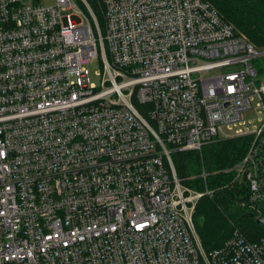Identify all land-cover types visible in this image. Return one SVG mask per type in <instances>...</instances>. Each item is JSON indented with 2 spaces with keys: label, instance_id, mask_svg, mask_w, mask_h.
Returning <instances> with one entry per match:
<instances>
[{
  "label": "built area",
  "instance_id": "2783aa9c",
  "mask_svg": "<svg viewBox=\"0 0 264 264\" xmlns=\"http://www.w3.org/2000/svg\"><path fill=\"white\" fill-rule=\"evenodd\" d=\"M260 55L206 0H0V264H264L203 248L173 164L263 136Z\"/></svg>",
  "mask_w": 264,
  "mask_h": 264
},
{
  "label": "trees",
  "instance_id": "16d2710c",
  "mask_svg": "<svg viewBox=\"0 0 264 264\" xmlns=\"http://www.w3.org/2000/svg\"><path fill=\"white\" fill-rule=\"evenodd\" d=\"M206 1L256 48L264 50V0ZM96 14L100 20L101 15ZM262 64L257 63L258 73H264ZM249 156L245 172L240 175L237 167ZM173 164L183 185L205 194L197 203L193 219L207 252L222 248L235 232L252 243L264 238V226L250 216L264 217L257 205L259 198L264 199V134L258 139L253 134L219 139L201 151L179 152ZM249 172L260 184L256 201L251 199Z\"/></svg>",
  "mask_w": 264,
  "mask_h": 264
},
{
  "label": "rangeland",
  "instance_id": "374dc122",
  "mask_svg": "<svg viewBox=\"0 0 264 264\" xmlns=\"http://www.w3.org/2000/svg\"><path fill=\"white\" fill-rule=\"evenodd\" d=\"M41 1H43V3H45V4H52V3H54L55 0H41ZM258 50H259L261 55L253 60V63H254V66H255L256 69H258L257 63H259L260 65H263L262 62H264V54H263L264 50L263 51L260 50V49H258ZM256 61H258V62H256ZM240 69H241L240 66H232V67H228V68H224V69H221V70H217V71L211 72L209 74V76L225 75V74H228V73H232L234 71H239ZM91 70H92V73H94V71H98L99 70V65L98 64L91 65ZM256 81L258 83H264V73H258V77L256 78ZM255 105H256V102H255ZM260 117H264V112L262 110L254 108L253 111H251V112H249V113H247L245 115L244 126L240 125V127H243V128L245 127L248 130L252 131L253 129H255L257 127H260L262 125V123L259 122V118ZM257 205L259 206V208L262 211V213H264V199L263 198H259L257 200ZM195 210H196V208H195Z\"/></svg>",
  "mask_w": 264,
  "mask_h": 264
},
{
  "label": "water",
  "instance_id": "95a60500",
  "mask_svg": "<svg viewBox=\"0 0 264 264\" xmlns=\"http://www.w3.org/2000/svg\"><path fill=\"white\" fill-rule=\"evenodd\" d=\"M250 216L256 220L257 224L264 226V217H261L257 214H250Z\"/></svg>",
  "mask_w": 264,
  "mask_h": 264
}]
</instances>
